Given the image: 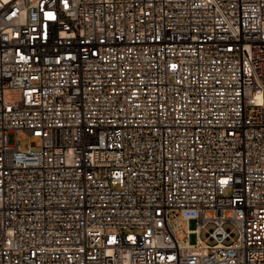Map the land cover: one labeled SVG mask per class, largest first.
<instances>
[{"label": "built area", "instance_id": "obj_1", "mask_svg": "<svg viewBox=\"0 0 264 264\" xmlns=\"http://www.w3.org/2000/svg\"><path fill=\"white\" fill-rule=\"evenodd\" d=\"M0 264H264V0H0Z\"/></svg>", "mask_w": 264, "mask_h": 264}, {"label": "rangeland", "instance_id": "obj_2", "mask_svg": "<svg viewBox=\"0 0 264 264\" xmlns=\"http://www.w3.org/2000/svg\"><path fill=\"white\" fill-rule=\"evenodd\" d=\"M4 97L7 102H16L20 98V93L17 90H7L4 93ZM20 136H21V140L19 142V149L21 151L27 150L30 147V145H35V146L41 145V142L39 140L28 137L24 133H20ZM180 226H181V230L178 231L177 236L178 239L182 241L187 238L186 235L187 228L185 223H181ZM203 239L206 240L205 234L203 235Z\"/></svg>", "mask_w": 264, "mask_h": 264}]
</instances>
